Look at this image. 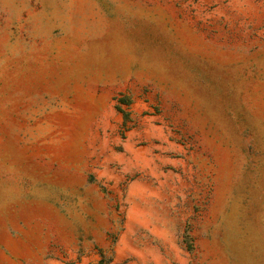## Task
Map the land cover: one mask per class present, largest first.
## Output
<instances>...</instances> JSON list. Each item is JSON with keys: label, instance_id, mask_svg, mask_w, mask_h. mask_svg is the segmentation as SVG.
I'll use <instances>...</instances> for the list:
<instances>
[{"label": "rangeland", "instance_id": "1", "mask_svg": "<svg viewBox=\"0 0 264 264\" xmlns=\"http://www.w3.org/2000/svg\"><path fill=\"white\" fill-rule=\"evenodd\" d=\"M0 264H264V0H0Z\"/></svg>", "mask_w": 264, "mask_h": 264}]
</instances>
